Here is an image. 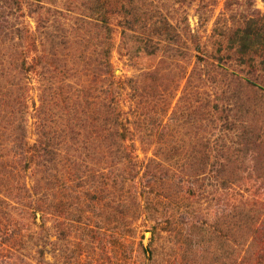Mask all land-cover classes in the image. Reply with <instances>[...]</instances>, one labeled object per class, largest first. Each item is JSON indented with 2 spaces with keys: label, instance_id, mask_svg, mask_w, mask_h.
Instances as JSON below:
<instances>
[{
  "label": "rangeland",
  "instance_id": "rangeland-1",
  "mask_svg": "<svg viewBox=\"0 0 264 264\" xmlns=\"http://www.w3.org/2000/svg\"><path fill=\"white\" fill-rule=\"evenodd\" d=\"M129 1L132 9L138 7L135 13L140 20L134 25L138 31H147L156 22L155 32H164V20L172 26L168 28L169 36H162L164 51L143 56L135 65L119 53V32L112 36L114 75L130 80L120 93L123 108L132 122L139 162L145 165L154 159V171L163 167L162 171H156L161 179L155 186L150 208L157 215L159 235L153 237L148 231L153 222L146 223L135 237H124L121 245L113 246L117 229L110 221L114 217L93 209L82 220L65 224L63 241L52 253L54 257L48 254V260L60 258L62 264H133L132 261L136 264H264V64H259L254 73H246L233 60L220 61L227 68L223 69L211 58L198 62L195 57L214 54L218 46L214 43L215 30L222 32L234 26L233 18L238 19L248 5L263 13V1ZM54 5L46 3L54 11L42 32L47 52L56 64H42V69H37L42 71L40 75L32 70L28 72L32 78L29 85L33 87L27 94L30 142L35 139L31 100L39 105L40 86H45L46 92L49 86L57 96L55 110L50 115L47 113L57 136L67 123L61 120L64 115L61 85L94 84L93 72L98 71L101 58L96 27L88 24L84 15L90 7L86 0H56ZM6 19L0 11V161L4 163L12 156L13 136L19 133L15 106L20 90L16 88L15 60L26 48L23 27L28 26L34 32L36 25L28 16L18 19L9 15ZM193 32L201 35L200 47L205 53L196 52L188 41ZM165 40L171 45L166 46ZM172 49L187 51L185 59L175 58ZM76 50H79L81 70H88L82 71L80 77L77 73L71 76L69 71L73 59L69 56ZM149 73L152 75L144 76ZM90 132L82 133L79 143L82 155L77 153V156L83 160L81 182L91 192L88 198L94 199L97 195L92 192L108 187L109 177L105 175L109 174L111 165L105 147L111 138L108 132L102 136L100 130ZM3 172L0 165V174ZM187 177L200 180L194 183L195 194L188 191ZM68 182L71 183L70 179ZM18 213L0 206V256L22 254L32 263L34 249L28 233L37 229L31 218L23 222L25 216ZM39 223L37 214L36 224ZM53 223L51 219L47 221L48 226ZM87 225L103 228L90 234L84 229ZM5 227H10L9 231ZM21 234L27 248L19 246ZM74 236L70 245L69 240ZM140 244L151 248L152 257L148 253L138 256Z\"/></svg>",
  "mask_w": 264,
  "mask_h": 264
},
{
  "label": "trees",
  "instance_id": "trees-1",
  "mask_svg": "<svg viewBox=\"0 0 264 264\" xmlns=\"http://www.w3.org/2000/svg\"><path fill=\"white\" fill-rule=\"evenodd\" d=\"M262 1L264 4V0ZM49 2L54 5L56 0L0 1L1 15L5 20L9 15L18 19L28 16L32 17L36 24L34 32L29 30L28 26L23 27L22 40L26 48L21 50L15 60V76L18 78L16 88L18 87L20 94L16 97L17 106H14L19 114L17 118L19 133L14 134L12 138V156L8 158L7 163L0 161V165L4 167V172L0 174V193H3L0 196V206L5 207V210L19 211L18 214L25 216L23 222L25 218L26 220L31 218L37 229L28 233L31 238L29 243L34 249L32 263L28 262L29 259L26 256L19 254L1 255L0 264H62L60 258L49 261L48 254L58 250L63 241L65 227L77 220H82L86 213L93 209L106 211L114 217V220L110 221L115 223L117 229L113 246L121 245L124 237H135L138 229L146 223L153 222L148 229L153 237L159 235L158 218L150 208L155 186L161 179L156 171L158 169L162 171L163 167L154 171L152 168V164L156 163L154 159H150L145 165L139 162L132 122L128 112L123 108L120 93L126 81L130 80L117 78L114 75L111 54L115 45L112 42V36L115 31L119 32L120 44L117 47L119 53L126 57L131 65H135L143 56H155L160 51H164V46L161 45L164 40L162 36H169L168 28L172 26L164 20L165 29L162 31L166 34L155 32L156 22L148 26L149 30L138 31V28L134 26L140 20L139 15L135 13L138 7L132 9L129 0H86L90 7L84 15L87 23L96 27L98 39H100L101 58L98 71L93 72L92 77L96 79L93 80L94 84L87 82L82 86H76L68 82L61 85L64 89V92L60 94L64 110L61 120L65 119L67 123L57 136L50 126V116H48L50 111L55 110L57 96L49 86V92H46L45 86L41 85L38 94L39 105L37 106L31 100L35 119L33 122L35 139L30 142L27 135L26 117L29 101L27 94L33 87L29 85L32 78H29L28 72L32 70L40 75L42 71H37L38 67L42 69L45 63L56 64L52 62L47 52L45 35L42 32V28L47 27L51 12L54 11L51 6H46ZM55 5L54 9H56ZM233 22L234 26L227 27L222 32L215 30L213 33V36L217 34L214 43L218 45L213 50L214 54H209V57L205 56V58L195 57L198 62H206L211 58L217 61L218 67L223 69L227 68L221 66L220 61L233 60L242 72L254 73L259 64H264V12L253 10L248 5L238 19L233 18ZM40 34H43V37H40ZM188 37V41L196 52L205 53L200 47L201 35L198 32H193ZM165 45L170 46L171 42L165 40ZM171 51L174 52L175 58L179 56L185 59L187 54V51L183 52L180 49ZM31 53H33L32 56ZM215 53L218 55L216 56ZM71 55L69 56L73 58L69 67L71 76L77 73L80 77L83 75L82 71L87 73V69L81 70L79 50ZM194 70L195 66L191 72ZM157 72L158 70L153 73ZM146 75L152 74H144ZM87 130L91 132L100 130L101 136L103 132H108L111 138V142L105 147L111 165L108 168L109 174L105 175L109 177L108 187L102 191L92 192L97 195L94 199L88 198L91 192L85 187L84 182H81L83 160L78 157L82 155V147L79 145L81 135ZM100 135L95 136L100 137ZM57 138L60 140L56 141ZM77 153L80 155L77 156ZM197 181L200 180L186 178L185 183L190 194H195L194 183ZM79 184H82V187H79ZM101 194L105 196L102 197ZM58 195L59 197L56 198ZM37 214L40 215L38 225L36 224ZM50 219L54 223L48 226L47 221ZM138 221L142 222L141 225L137 224ZM17 224L20 227V223L17 222ZM102 228L87 225L84 229L90 234H95L97 231L101 232ZM8 229L10 227H5L4 230ZM74 239L75 236L69 240L70 245L74 243ZM86 243L89 244L87 241ZM26 245L27 242L22 240L21 234L19 246L22 249L27 248ZM75 245L78 248V243ZM48 246L51 247L50 250ZM147 253L149 258L152 257L151 248L140 244L138 256ZM51 256L54 257V254ZM132 262L134 264L135 261Z\"/></svg>",
  "mask_w": 264,
  "mask_h": 264
}]
</instances>
